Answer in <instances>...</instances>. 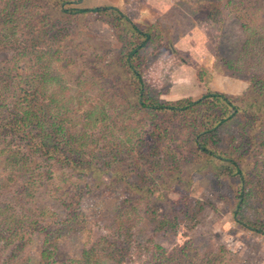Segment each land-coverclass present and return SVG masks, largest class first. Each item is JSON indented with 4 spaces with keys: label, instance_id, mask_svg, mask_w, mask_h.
<instances>
[{
    "label": "rangeland",
    "instance_id": "obj_1",
    "mask_svg": "<svg viewBox=\"0 0 264 264\" xmlns=\"http://www.w3.org/2000/svg\"><path fill=\"white\" fill-rule=\"evenodd\" d=\"M95 7L142 100L264 99V0H0V264H264V113L141 108Z\"/></svg>",
    "mask_w": 264,
    "mask_h": 264
},
{
    "label": "trees",
    "instance_id": "obj_2",
    "mask_svg": "<svg viewBox=\"0 0 264 264\" xmlns=\"http://www.w3.org/2000/svg\"><path fill=\"white\" fill-rule=\"evenodd\" d=\"M63 13L69 14L71 16L74 15H79V16H83L86 15L88 13H100V14H104L106 16H112L113 17V23L115 27H120L121 28V33L125 32V34H130L131 35V39L128 42V46L126 47L127 50L125 51V56H124V65L126 66V68L128 69L127 72L128 74H130V76L133 78L134 82H135V87H134V91L135 94L137 96V101L140 105L141 108H146V109H151L153 111H169L172 113H179V112H184L187 111L189 109H191L192 107L197 106L198 104H203L204 102H206V100H216L220 103H222V105H224L226 111L227 110H231V114L228 117H231L234 113H237L238 111H244V113L246 114L245 111H247V113L250 115L252 114L253 117L255 118L257 116V112H259L260 114L264 113V99L258 100V101H253V102H249V100L247 99V101L245 102V108H241V107H237L234 105V101L232 98L225 96L224 94H220V93H213V92H207L204 96H202L201 98L197 99L196 101H191L188 100L187 102L181 104L182 102L179 103H174V104H168V103H152V102H146L144 100H142V97L139 98V96L142 94V84H141V80H140V75L139 73L135 70L134 68V61L137 59L139 51H141L146 44L148 43V41L150 40V31L147 30L146 32L140 30L136 25H134L133 23L129 22V20L127 18L124 17V15L122 13H120L116 8L114 7H95V8H91V9H87V8H81V9H71V10H63ZM252 37V35H251ZM255 40L251 41L249 44V46H253L254 44H259L262 45L263 44V36L260 34H257V36H255ZM261 55V54H260ZM257 56L255 57L256 59H258V63H261V56ZM253 57V55H252ZM264 60V59H263ZM264 72H261L260 77H263ZM264 84V79L261 80ZM253 82V79H252ZM261 84V82H259ZM262 85V84H261ZM247 115V114H246ZM226 119L225 115H221V117L218 119V124L223 123ZM254 122V119L251 120ZM252 123V122H251ZM215 129V126L213 128H210V130L208 131H212ZM202 151L209 153L211 155L212 152H209L208 150H206L204 147L201 148ZM223 159V158H222ZM225 162H229L231 164L229 170L226 173L235 175L239 177V181L240 183H242V172L241 170L237 167L235 162H232V160L230 159H224ZM240 190V189H239ZM242 198V195H239V200L237 203H239L240 199ZM238 206V204H237ZM246 226V225H245ZM250 230H253L257 233L258 230H254L253 227L249 228ZM86 253L84 254L83 257V264H94L92 259H91V254Z\"/></svg>",
    "mask_w": 264,
    "mask_h": 264
}]
</instances>
